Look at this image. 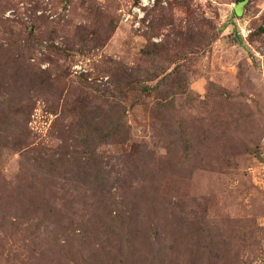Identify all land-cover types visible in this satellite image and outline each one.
<instances>
[{
  "label": "rangeland",
  "instance_id": "1",
  "mask_svg": "<svg viewBox=\"0 0 264 264\" xmlns=\"http://www.w3.org/2000/svg\"><path fill=\"white\" fill-rule=\"evenodd\" d=\"M0 0V264H264V0Z\"/></svg>",
  "mask_w": 264,
  "mask_h": 264
},
{
  "label": "built area",
  "instance_id": "2",
  "mask_svg": "<svg viewBox=\"0 0 264 264\" xmlns=\"http://www.w3.org/2000/svg\"><path fill=\"white\" fill-rule=\"evenodd\" d=\"M154 1H155V0H141V1L139 2V5H140V6L137 8V9H138L137 12H139V16L141 15L142 7H145V6L149 5L150 3L154 2Z\"/></svg>",
  "mask_w": 264,
  "mask_h": 264
}]
</instances>
